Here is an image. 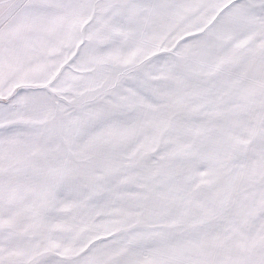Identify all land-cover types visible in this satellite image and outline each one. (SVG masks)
Wrapping results in <instances>:
<instances>
[{
  "label": "snow or ice",
  "instance_id": "6c2138e0",
  "mask_svg": "<svg viewBox=\"0 0 264 264\" xmlns=\"http://www.w3.org/2000/svg\"><path fill=\"white\" fill-rule=\"evenodd\" d=\"M0 264H264V0H0Z\"/></svg>",
  "mask_w": 264,
  "mask_h": 264
}]
</instances>
